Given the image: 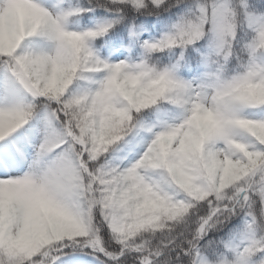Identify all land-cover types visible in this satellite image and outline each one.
Masks as SVG:
<instances>
[{
	"label": "snow or ice",
	"instance_id": "obj_1",
	"mask_svg": "<svg viewBox=\"0 0 264 264\" xmlns=\"http://www.w3.org/2000/svg\"><path fill=\"white\" fill-rule=\"evenodd\" d=\"M0 264H264V0H0Z\"/></svg>",
	"mask_w": 264,
	"mask_h": 264
}]
</instances>
